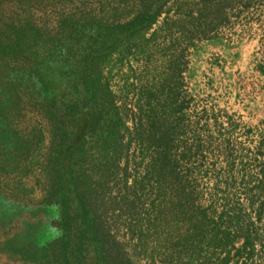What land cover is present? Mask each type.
I'll use <instances>...</instances> for the list:
<instances>
[{
    "label": "trees",
    "instance_id": "obj_1",
    "mask_svg": "<svg viewBox=\"0 0 264 264\" xmlns=\"http://www.w3.org/2000/svg\"><path fill=\"white\" fill-rule=\"evenodd\" d=\"M5 1L15 2L7 13ZM168 1L147 0L124 23L93 27L98 33L89 32L90 42L87 22L64 17L57 32L47 33L34 24L27 0H0V179L18 196L33 191L23 178L35 173L48 219L27 243L38 264H139L137 251L147 245L171 264H238L263 238L256 221L264 217V200L256 209V186L250 177L237 183L231 154L223 156L225 171L193 166L207 157L199 145L193 153L175 151L173 122L152 107L144 118L140 105L129 117L104 76L103 56L149 31ZM193 1L200 5L197 20L232 3ZM236 1L242 10L252 3ZM26 107L40 117L30 129L20 127ZM257 152L264 166V140ZM129 159L143 174L130 184ZM110 181L130 188L132 202L145 188L153 195L143 204L142 224L129 225L131 235L116 227L118 197L102 188Z\"/></svg>",
    "mask_w": 264,
    "mask_h": 264
},
{
    "label": "rangeland",
    "instance_id": "obj_2",
    "mask_svg": "<svg viewBox=\"0 0 264 264\" xmlns=\"http://www.w3.org/2000/svg\"><path fill=\"white\" fill-rule=\"evenodd\" d=\"M27 1L24 5L30 6L34 24L47 33L57 32L59 21L65 17L81 24L87 22L91 29L84 38L90 42L95 39L91 35L98 33L92 32L93 27L124 23L147 3V0ZM230 2V9L205 10L197 20L200 8L197 1L169 0L149 31L123 41L121 48L103 56V72L119 103L129 109V117L137 113V105L143 108L144 118L147 108H155L160 118L173 122L175 151L190 148L193 153L199 145L198 154L207 157L202 158V164L194 162L193 166L225 171L223 156L231 154L236 162L233 168L237 183L241 185V179L250 177L249 186H256L257 209L264 200L261 171L264 166L257 152L264 140V73L258 71L259 65L264 66V0H251L244 10L236 0ZM14 3L5 1L3 11H10ZM96 43H100L99 39ZM23 113L22 129H30L34 121L40 120L28 107ZM128 124L131 126L132 122ZM141 136L144 137V132ZM227 144L229 147L225 149ZM255 155H259L257 159ZM127 166L130 184L140 173L135 171L137 160L129 159ZM34 174L23 178L25 186L33 191L18 196H13V191L3 183L4 177L0 179V264H38L34 246L31 248L27 243L33 244L32 239L43 230L48 219ZM103 185L104 190L118 197L114 207L120 208L122 216L115 218L116 227L120 234L131 235L129 225L142 224L143 204L153 195L145 188L132 202L130 188L121 181ZM243 192L239 190V198L246 203ZM263 225L264 217L256 221L258 234L263 237L261 242H257L250 259L242 258L238 264H264ZM152 248L155 246L147 245L137 251L139 264H171L163 261L164 255L158 249Z\"/></svg>",
    "mask_w": 264,
    "mask_h": 264
}]
</instances>
